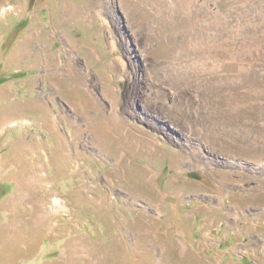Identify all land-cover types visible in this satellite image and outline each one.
I'll list each match as a JSON object with an SVG mask.
<instances>
[{
  "label": "rangeland",
  "instance_id": "obj_1",
  "mask_svg": "<svg viewBox=\"0 0 264 264\" xmlns=\"http://www.w3.org/2000/svg\"><path fill=\"white\" fill-rule=\"evenodd\" d=\"M0 264H264V0H0Z\"/></svg>",
  "mask_w": 264,
  "mask_h": 264
}]
</instances>
